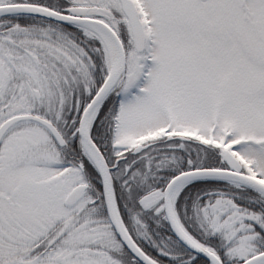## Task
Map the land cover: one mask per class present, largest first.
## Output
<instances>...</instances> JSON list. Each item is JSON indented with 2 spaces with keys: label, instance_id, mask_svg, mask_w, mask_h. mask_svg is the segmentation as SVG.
I'll use <instances>...</instances> for the list:
<instances>
[{
  "label": "snow or ice",
  "instance_id": "snow-or-ice-1",
  "mask_svg": "<svg viewBox=\"0 0 264 264\" xmlns=\"http://www.w3.org/2000/svg\"><path fill=\"white\" fill-rule=\"evenodd\" d=\"M0 264H264V0H0Z\"/></svg>",
  "mask_w": 264,
  "mask_h": 264
}]
</instances>
